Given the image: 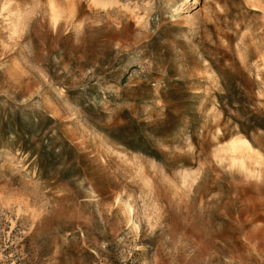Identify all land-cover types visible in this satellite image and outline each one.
Instances as JSON below:
<instances>
[{
  "label": "rangeland",
  "instance_id": "1",
  "mask_svg": "<svg viewBox=\"0 0 264 264\" xmlns=\"http://www.w3.org/2000/svg\"><path fill=\"white\" fill-rule=\"evenodd\" d=\"M237 137L264 156V0H0V264H264Z\"/></svg>",
  "mask_w": 264,
  "mask_h": 264
},
{
  "label": "bare ground",
  "instance_id": "2",
  "mask_svg": "<svg viewBox=\"0 0 264 264\" xmlns=\"http://www.w3.org/2000/svg\"><path fill=\"white\" fill-rule=\"evenodd\" d=\"M223 148L225 151H229L231 153V158H232L233 163H235L236 160H239L240 162L244 161L242 160L244 159L243 152H247L248 154H251V157L254 159L255 163H258V164L264 163V156L260 155L258 152L251 149L250 143L245 138H240V137L232 138L229 140V143L225 145V147L223 146Z\"/></svg>",
  "mask_w": 264,
  "mask_h": 264
}]
</instances>
